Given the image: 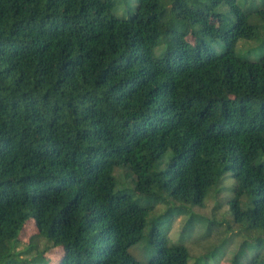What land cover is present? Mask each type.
<instances>
[{"label":"trees","instance_id":"obj_1","mask_svg":"<svg viewBox=\"0 0 264 264\" xmlns=\"http://www.w3.org/2000/svg\"><path fill=\"white\" fill-rule=\"evenodd\" d=\"M131 1L116 15L117 0H0V264L29 220L44 250L62 247L59 264H142L128 249L145 227L144 264H187L160 225L225 175L231 224L264 237V51L234 52L240 40L264 47V0ZM219 7L226 27L209 20ZM117 167L132 190L113 191Z\"/></svg>","mask_w":264,"mask_h":264},{"label":"rangeland","instance_id":"obj_2","mask_svg":"<svg viewBox=\"0 0 264 264\" xmlns=\"http://www.w3.org/2000/svg\"><path fill=\"white\" fill-rule=\"evenodd\" d=\"M132 5L131 0H117L113 12L116 15L122 14L126 6ZM214 26L226 27L233 20L227 12V9L217 8L209 18ZM174 30H181L176 25L172 27ZM185 32V41L192 44L199 36L198 26L187 25L183 30ZM264 32V30H263ZM262 32V34H263ZM168 35L159 36L156 45L152 49V56L157 57L162 54L167 44ZM215 52L220 50L219 45L215 41L209 42ZM264 47L257 44L256 41L246 42L240 40L234 48L236 55L247 57L254 61L263 53ZM163 162L156 165L154 170H161L167 157L162 159ZM112 177L115 180L114 192L119 190H132L130 173L123 167H117L113 170ZM232 180L225 175L218 185L212 187L202 201L201 207L190 206L186 204L172 205L181 207L182 212L178 215L171 225H160L161 229H166L165 237L167 243L177 242L180 238L187 250V264H229L233 255L238 251L239 261L237 264H246L252 257L256 255L258 264H264V237L260 233H244L236 224H231V217L228 213V200L231 198ZM134 200L138 196L131 194ZM172 204V203H171ZM163 204H158L148 214L147 221L157 217L164 210ZM198 216L195 219L193 232L182 233L184 223L191 216ZM200 218V220H199ZM208 221L219 223V227L215 232H211L208 237H203ZM230 227L231 232L223 233ZM147 227L143 230V237L128 249V253L139 263H146L149 256L153 252V248L147 244L145 233ZM31 246V247H30ZM13 253L16 254L10 258L7 264H59L62 260L63 250L60 245L50 247L44 250V240L37 236V230L32 221H27L18 233L17 245L14 247Z\"/></svg>","mask_w":264,"mask_h":264}]
</instances>
